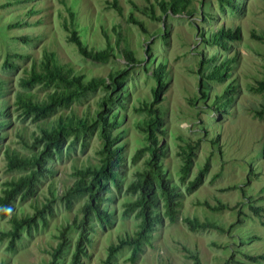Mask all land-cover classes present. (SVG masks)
<instances>
[{"label":"rangeland","instance_id":"1","mask_svg":"<svg viewBox=\"0 0 264 264\" xmlns=\"http://www.w3.org/2000/svg\"><path fill=\"white\" fill-rule=\"evenodd\" d=\"M112 1L0 0V80L4 83L0 109L7 103L12 104L20 88L18 79L32 61L40 59L43 50L54 51L59 62L86 78L107 77L109 72L124 67L126 61L120 48L132 50L139 61L145 59L129 67L121 102L113 104L120 121L112 134L119 135L118 144L123 146L125 157L119 176L121 188L109 185L104 206L112 211L111 221L104 226L95 222L86 249L88 255L82 256L80 264H103L108 245L138 227L135 210L123 214L124 203L135 197L125 190L126 184L148 155L143 153L132 159L135 150L146 143L137 129V123L145 115L135 108L151 100V87L155 83L151 71L160 62L166 71L158 104L163 117V134L159 136L164 146L162 164L170 184L181 192L178 212L174 222L165 217L162 223H156L150 243L142 246L133 262L128 260L130 247L124 246L114 254L111 264H193L188 250L197 253L201 264H222L231 254L246 262L249 261L245 255H264V210L257 216L249 208V204L264 208V114H255L264 105V90H250L258 80L264 79V43L256 38L264 35V0H240L238 10L228 6L221 9L217 0H191L189 15H163L156 0H116L121 8L118 13ZM150 3L155 14L161 16L160 20L150 19L145 13ZM69 10L74 13V27L82 42L90 48H103L109 41L112 56L105 61H93L77 52L62 27L63 21L70 22ZM130 16L142 21L146 33L129 21ZM219 26L239 27L240 38L229 41L227 48L207 44L205 39ZM118 35L120 40L116 46ZM145 50H149V55ZM11 53L22 54V58L10 57L15 67L4 68L6 55ZM230 58L233 60L229 63L228 77L222 81L205 79L204 88L199 85L200 59H207L201 66L207 72L214 64ZM229 83L234 85V90L224 95ZM202 88L206 96L201 93ZM29 90L35 98H42L52 87L35 85ZM104 92L99 87L37 121L22 119L12 107L9 124L0 128V188L3 181L20 173L5 170L3 154L6 146L23 152L18 133L30 140L33 132L49 126L60 114L94 115L99 96ZM226 96L231 99L224 106ZM195 141L198 145L193 151L190 170L181 182L180 146ZM100 146L97 130L88 132L70 148L66 144L61 157L52 161L53 173L41 180L34 195L14 202L13 212L22 215L33 212V205L53 197V215L47 217V225L38 226L30 234L24 232L14 250H6V239L1 240L0 264H44L49 259L60 226L75 215L80 216L86 199L85 194H77L67 209L59 195L74 181L76 168L97 164ZM205 162L208 170L202 181L188 190L187 181L197 175ZM218 201L227 206L212 210L203 205L207 202L215 206ZM185 218L208 220L225 228L232 225L225 232L215 228L192 231ZM8 227V216L0 217V230ZM67 236L68 243L57 264L70 262L77 231L70 228ZM255 264H264V260Z\"/></svg>","mask_w":264,"mask_h":264},{"label":"trees","instance_id":"2","mask_svg":"<svg viewBox=\"0 0 264 264\" xmlns=\"http://www.w3.org/2000/svg\"><path fill=\"white\" fill-rule=\"evenodd\" d=\"M220 8L228 6L232 10L240 9V0H217ZM160 12L167 14L192 13L191 0H156ZM112 6L118 13L121 8L116 0L112 1ZM145 13L150 19L160 20L161 16L156 15L154 5L150 3L145 8ZM70 22L63 21L62 27L67 32V40L73 43L77 52L85 59L93 61H105L109 56L114 54L113 47L107 41L103 48H90L80 39L78 30L74 27L73 11L69 10ZM129 21L136 24L142 32L146 33L145 27L141 20L132 16ZM18 25V23H16ZM13 25V24H12ZM166 33H163L165 35ZM25 40L26 37H24ZM240 38L239 27L231 29L230 27L219 26L212 30L209 37L205 39L207 44H218L222 48H227L228 42ZM264 43V35L256 37ZM120 36L116 40L118 46ZM149 55V50H145ZM120 52L126 63L122 68H118L108 73L107 77L92 76L86 78L83 73H76L71 67H68L58 61L56 54L51 50H43L40 59L32 61L29 68L18 79L19 89L15 93V99L10 105L7 103L0 109V128L7 126L10 121V111L18 112L22 119L30 118L37 121L47 118L50 114L62 107H67L73 101L83 97L86 93L94 92L99 87L104 88L105 92L99 96L97 108L94 115L76 116L75 114H60L49 126L40 127L38 132H33L31 139H27L22 133H18V142L23 152L16 148L6 146L3 149L5 170H17L20 173L1 183L0 188V217L8 216L9 227L0 230V241L6 239V250H14L17 242L22 238L24 232L30 234L38 226L47 225V217L53 215L52 205L53 197L47 198L40 205H33V212L17 215L13 212L14 202L17 199L25 200L34 195L36 188L43 178L53 173L52 161L60 158L65 151V145L68 148L84 137L88 132L97 130L101 140V146L98 149L99 160L95 165H88L85 168H76L73 171L74 181L62 191L59 198L63 201L65 207L69 209L73 198L77 194H85L86 199L81 205L80 216L75 215L69 222L62 224L56 234L57 242L49 251V259L44 264H57L63 249L68 243V231L74 228L77 231V237L74 242V249L69 264H80L82 256H87L88 244L91 242V235L95 230V222L102 226L109 224L111 221V210L105 207L104 202L108 200L105 193L109 190L110 184L119 190L121 188L120 173L124 165L123 146L118 144L119 135L112 134V130L117 127L118 115L113 111V104L121 100L125 79L128 75L129 67L139 61L132 50L120 48ZM10 57L22 58V54L11 53L6 55L2 66L4 68L15 67L11 63ZM212 58V57H211ZM210 58V59H211ZM233 58L214 64L207 72H203L201 66L207 62V59H200L198 73L200 75L199 85L203 86L206 80L222 81L229 75V63ZM165 65L160 62L151 71L155 81L151 87V100L144 101L140 106L135 108L136 111L144 113V117L137 123V129L143 134L145 144L137 148L132 156L136 159L143 153L145 157L143 166L134 172V177L126 184V191L135 194L133 199L124 203L123 214L135 210V215L139 218L138 227L131 234H123L117 237L116 242L107 247L106 257L103 264H111L114 254L124 246L130 247L128 260L134 261L141 253L142 246L150 243L153 230L156 223L167 218L174 222L178 212L179 198L181 192L177 190L176 185L170 184L162 164V147L159 136L163 134V117L162 109L158 105L161 101L163 87H165ZM35 85L52 87V90L46 92L42 98H35L29 90ZM4 83L0 80V94L3 91ZM204 88V86H203ZM201 93L206 96V91ZM234 90V85L229 83L223 94ZM250 90L261 92L264 90V79L257 81L255 86ZM230 97L223 99L226 106ZM121 102V101H120ZM226 104V105H225ZM220 106V104H219ZM257 116L264 114V105L262 109L255 110ZM0 132V138H1ZM121 145V146H120ZM197 141L187 142L180 146L179 155L181 164L179 166V180L184 182L192 164L194 149L197 147ZM208 170V163L205 162L200 167L197 175L190 181H187V189H194L205 176ZM52 194V191H50ZM264 198V197H262ZM250 199V198H249ZM203 205L212 210H219L226 207L225 203L215 206L203 202ZM249 208L255 215H259L264 208L249 204ZM184 222L192 231L198 229L215 228L222 232L229 229L217 225L211 221H200L197 218H185ZM239 222V221H237ZM187 251L186 247H183ZM188 257L193 264H201L196 252L187 251ZM249 262L236 259L229 255L222 264H255L258 260H264L263 254L245 255Z\"/></svg>","mask_w":264,"mask_h":264}]
</instances>
